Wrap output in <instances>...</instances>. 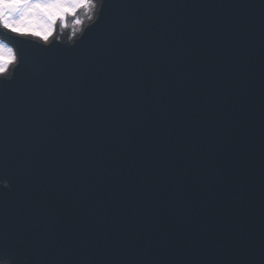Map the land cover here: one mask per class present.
<instances>
[{
	"label": "water",
	"instance_id": "1",
	"mask_svg": "<svg viewBox=\"0 0 264 264\" xmlns=\"http://www.w3.org/2000/svg\"><path fill=\"white\" fill-rule=\"evenodd\" d=\"M84 31L0 28V256L264 264V0H103Z\"/></svg>",
	"mask_w": 264,
	"mask_h": 264
},
{
	"label": "snow or ice",
	"instance_id": "2",
	"mask_svg": "<svg viewBox=\"0 0 264 264\" xmlns=\"http://www.w3.org/2000/svg\"><path fill=\"white\" fill-rule=\"evenodd\" d=\"M90 3L91 0H0V28L15 34L16 37L32 35L47 42L57 20H65L68 14L75 16L77 9ZM37 20H44L45 24L37 26ZM5 39L14 37L0 38V75L5 74L8 66L17 60L15 50ZM0 179L10 178L0 174ZM8 258L0 256V260Z\"/></svg>",
	"mask_w": 264,
	"mask_h": 264
},
{
	"label": "bare ground",
	"instance_id": "3",
	"mask_svg": "<svg viewBox=\"0 0 264 264\" xmlns=\"http://www.w3.org/2000/svg\"><path fill=\"white\" fill-rule=\"evenodd\" d=\"M9 45V44H8ZM10 47H12L13 49H14V47L12 46V45H9ZM8 68H9V66H8Z\"/></svg>",
	"mask_w": 264,
	"mask_h": 264
}]
</instances>
